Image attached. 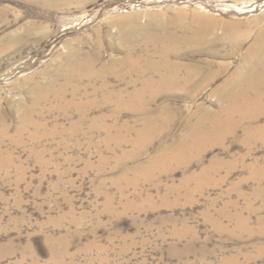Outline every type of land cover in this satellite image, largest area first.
Masks as SVG:
<instances>
[{
  "label": "rangeland",
  "instance_id": "1",
  "mask_svg": "<svg viewBox=\"0 0 264 264\" xmlns=\"http://www.w3.org/2000/svg\"><path fill=\"white\" fill-rule=\"evenodd\" d=\"M263 32L264 0H0V264H264V137L239 128L173 155L230 108ZM165 48L200 70L186 90L105 103L102 83L162 80L123 81L126 60Z\"/></svg>",
  "mask_w": 264,
  "mask_h": 264
},
{
  "label": "bare ground",
  "instance_id": "2",
  "mask_svg": "<svg viewBox=\"0 0 264 264\" xmlns=\"http://www.w3.org/2000/svg\"><path fill=\"white\" fill-rule=\"evenodd\" d=\"M155 51H156V49L153 51L154 53L152 52L153 55L151 57L153 59L148 58L149 61L148 62L146 61L147 64L143 65V66H142V64L140 65V62H139V60L141 58L138 61L134 60L133 62L130 61L131 59L126 60L125 64L129 65V70L126 73V76L124 77V79H123V77H122V79H123V81L126 80L127 78L131 79V77H127V76H131V75H140L141 77H145L147 75H149V76L150 75H154V76L159 75L160 76L161 74H163V75H161L162 80H157L155 82V81L151 80V78H149V79L143 81L142 83H138L137 81H130L129 82L130 86H133V88H134L133 93L131 92L132 94L130 93V95L127 93V89H128L129 85H127V86L125 85L126 88L119 89L118 91H113L111 89V87L109 86V84L107 85L106 83H102V85L100 86V87H102L101 88V92H102L101 94L103 96L105 103H107V105L108 104L109 105L114 104L117 106V109H121V108L127 107V106L148 108L147 106L149 104L145 103L146 100H145V102L143 100L144 95L148 94V96H149V94H150L152 96H155L159 92L162 93V91L165 92V91H171V90H174V91L175 90H186L189 86L190 79H193L194 76H197L200 73V70L195 69L194 67L190 68V67L184 66L181 63H179L178 61L173 62L175 60L172 61V57L176 56V54H177V52L174 48H172V49L165 48V49L160 50V51H156V52ZM176 59H177V57H176ZM144 62H145V60H144ZM258 62L264 63V32L258 38H256V40L254 41L253 45L251 46V48L249 49V51L247 53L246 59H245L244 64H243L244 68H243V72H242V75H244V78L237 80L236 84H234V86H233V90H234L233 95L229 97L230 108L229 109L226 108L225 110L219 111L215 114H209V115H206L205 117L199 118L196 125L193 127L190 135L187 136L186 139L181 141V146L177 150H175L174 154L172 152H171V154H173L175 157H178L179 155L181 156V154H184L187 152L189 153L190 151L196 149L199 144L201 145V142L203 143V141L205 142V140L207 141V139H209L211 137L218 136V137L222 138V137L227 136V135H233L232 133H235V131L239 128H242V130L244 132V136L247 139H252V138H256V137L260 138L262 136L264 137V129H262V127H260V126H254V124H256V122L258 121L259 117L261 115L264 116V110L254 109V108L260 109V107H262V104H263L262 101L264 99V65L261 68H256V65L258 64ZM85 65H86V62H85ZM86 66H76L74 68H76L78 70V72H79V70L83 71L82 74L83 75L85 74L87 77L99 75L97 71H94L93 69H91L92 66H88V67H86ZM83 67L86 69H83ZM259 70H260V72H259ZM182 71H184L187 74L186 75L187 77L185 76L186 77L185 80H187V82L185 81L184 84L183 83L181 84L180 83L181 81H179V80H181V79H179V77L181 76L180 73ZM72 72H74V71H72ZM75 72H77V71H75ZM70 73H71V70H70ZM201 73H203V72H201ZM68 74H69V71H68ZM80 74L81 73H79V75ZM208 74H209L208 76L210 78L216 76L215 72L214 73L210 72ZM164 75H166L165 76V77H167L166 79L163 78ZM66 77H67V74H66ZM197 77H199V75ZM72 78H73V76H72ZM72 78H70V79H72ZM95 78H97V77H95ZM68 80L69 79H67V81ZM69 82H70V80H69ZM65 86L66 85H64L62 87L60 86L61 91L60 90L59 91L61 92L62 96H63V92L65 90ZM65 91H67V90H65ZM74 93H75V91H74ZM126 94L129 95L128 101H125ZM148 101H150V100H148ZM163 114H160V116H157V117H153L151 115H148L146 118H144L145 120L143 123H144L145 128L143 127V123H142V128H143L142 131L148 130V128L151 126L157 127V124L166 120L165 116L166 115L169 116L170 113L165 114V115H163ZM169 118H170V116H169ZM169 118L166 121L169 122ZM111 126L107 127V135H108L107 139H109L111 136ZM162 128H165V127H162ZM114 129H115V127H114ZM116 129H117V127H116ZM153 130L155 131V129H153ZM157 130L160 131V129H156V131ZM163 130H162V132H163ZM148 131H150V130H148ZM142 133H144V132H142ZM154 133H156V132H154ZM137 134H140V133H137ZM146 134H148V133L146 132ZM144 136H145V134H144ZM138 137L139 136L137 135V138ZM142 137H143V134H142ZM123 138H124V136H123ZM140 138H141V136H140ZM143 138L145 140V137H143ZM151 138L149 137V139H151ZM154 138H155V136H154ZM114 139H115V137H114ZM115 140H117V139H115ZM123 141H124V139H123ZM144 142H146V141H144ZM188 142H191V143L188 144ZM121 143H123V142H121ZM144 145H147V144H144ZM165 153L166 152H163V154H161L160 159L164 158ZM165 160H166V158H165ZM154 162L155 161L149 163L150 169L151 168L153 169L154 167H156ZM156 165H157V163H156ZM158 165H157V167H158Z\"/></svg>",
  "mask_w": 264,
  "mask_h": 264
}]
</instances>
